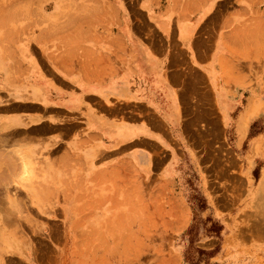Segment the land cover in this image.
<instances>
[{
	"label": "crops",
	"instance_id": "crops-1",
	"mask_svg": "<svg viewBox=\"0 0 264 264\" xmlns=\"http://www.w3.org/2000/svg\"><path fill=\"white\" fill-rule=\"evenodd\" d=\"M234 4L115 0L108 35L0 36V135L54 142L62 169L41 207L0 214L63 217L48 230L68 236L110 198L107 183L172 185L192 175L209 192L211 176L242 175L249 153L257 189L264 185V23L255 31ZM51 238L10 242L0 264H80L68 238Z\"/></svg>",
	"mask_w": 264,
	"mask_h": 264
},
{
	"label": "rangeland",
	"instance_id": "rangeland-1",
	"mask_svg": "<svg viewBox=\"0 0 264 264\" xmlns=\"http://www.w3.org/2000/svg\"><path fill=\"white\" fill-rule=\"evenodd\" d=\"M11 1L0 0L1 37L29 34L41 38L43 33L65 31L108 35L114 28L115 0H55L58 7L46 11L42 7L54 0H19L18 7L8 6ZM165 1L171 6H190L204 0ZM231 1L244 7L246 17L253 18L252 29L259 31L264 23V0ZM88 24H92L90 29L85 28ZM81 26H85L83 30ZM140 28L149 34L144 26ZM53 144L20 133L0 135V213L39 208L38 197L52 195L62 170L60 148ZM247 157L242 175L211 176L209 192L192 175L172 185L107 183L105 195L110 198L100 201L94 214L77 217L78 226L68 236L60 228L51 234L48 230L49 222L63 217L0 214V250L10 253V242L46 246L55 235L60 242L68 238L67 254L77 257L80 264H264V186L257 189L258 168L251 175L250 153ZM224 166L228 167L222 161V171ZM71 170L74 174L76 169ZM52 204L57 206L58 200L53 199Z\"/></svg>",
	"mask_w": 264,
	"mask_h": 264
},
{
	"label": "bare ground",
	"instance_id": "bare-ground-1",
	"mask_svg": "<svg viewBox=\"0 0 264 264\" xmlns=\"http://www.w3.org/2000/svg\"><path fill=\"white\" fill-rule=\"evenodd\" d=\"M52 1H53V0H52ZM53 2H54V3H53ZM53 2H49V4H47L46 6H47V7H50V6H51L52 8H55L56 5H57V7H58V2L55 1V0H54ZM0 15H1V14H0ZM8 18H9V17H8ZM241 29H242V28H241ZM259 42H260V41H259ZM17 152H18V151H17ZM12 153H13V152H12ZM15 153H16V152H15ZM13 154H14V153H13ZM14 157H15V156H14ZM17 157H18V156H17ZM17 157H16V158H17ZM24 157H25V156H24ZM11 159H12V158H11ZM15 160H17V159H15ZM11 161H13V160H11ZM18 165H19V164H18ZM20 166H21V165H20ZM12 167H13V166H12ZM22 167H23V166H22ZM26 168H27V167H26ZM12 169H13V168H12ZM18 169H19V167H18ZM23 169H24V168H23ZM23 169H22V171H23ZM12 172H13V171H11L10 173H12ZM18 172H19V170H18ZM28 172H29V171H28ZM16 173H17V172H16ZM20 174H22V172H21ZM20 174H19V175H20ZM10 176H11V175H10ZM15 176L17 177V175H15ZM15 176H14V177H15ZM2 177H3V176H2ZM16 177H15V178H16ZM20 177H21V176H20ZM3 178H4V177H3ZM5 179H6V178H5ZM17 179H18V178H17ZM17 179H16V180H17ZM262 179H264V177H263ZM262 179H261V181H262ZM3 180H4V179H3ZM0 181H1V180H0ZM5 181H6V180H5ZM262 182H264V181H262ZM4 183H5V182H4ZM260 183H261V182H260ZM260 185H261V186H264V185H262V184H260ZM261 186H260V187H261ZM260 187H259V190H260ZM263 190H264V189H263ZM257 199H259V198H257ZM259 201H260V200H259ZM260 204H261V203H260ZM261 206H262V205H261ZM257 208L260 209V207H257ZM75 213H76V212H75Z\"/></svg>",
	"mask_w": 264,
	"mask_h": 264
}]
</instances>
